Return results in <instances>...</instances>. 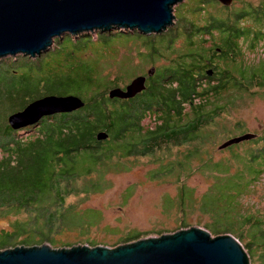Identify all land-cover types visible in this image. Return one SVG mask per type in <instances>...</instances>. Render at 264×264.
<instances>
[{"label":"trees","instance_id":"obj_1","mask_svg":"<svg viewBox=\"0 0 264 264\" xmlns=\"http://www.w3.org/2000/svg\"><path fill=\"white\" fill-rule=\"evenodd\" d=\"M221 4L218 0L183 3L174 26L162 33L98 31L96 38L93 31L76 37L68 33L57 37L56 46L35 59L25 55L0 61V214L16 216L0 229V250L45 242L54 248L70 247L71 242L59 244L55 237L65 226L84 223L76 206L67 201L80 192L78 183L99 187L103 172L116 167L114 158L153 156L185 144L192 145L183 162L188 166L201 153L206 129L225 114L229 102H224L225 95L235 99L243 92L253 93V87L264 89V58L248 62L242 45L243 40L250 48L264 44V0ZM125 34L133 36L127 42L143 43L148 50L143 55L148 59L162 56V50H169L178 38L186 44L170 64L150 68L144 74L146 88L128 99L110 93L126 87L114 81L128 80L136 71L121 67V73L111 77L98 60L86 54L93 49L103 54L114 47L117 36ZM205 36L216 39L209 48L204 45ZM230 61L233 66H229ZM52 94H75L86 104L71 113L46 116L25 129L11 127V114ZM147 118L153 119L146 122ZM101 132L107 138L98 139ZM260 143L247 154L242 170L217 177L212 184L209 193L213 196L208 193L207 198H214L211 212L216 226L205 227L215 235L234 234L250 255L260 250L264 264V218L238 212L233 227L228 223L220 226L217 219L221 204H228L220 211L222 218L227 216L225 220L230 204L237 213L239 196L263 172L258 165L264 161V138ZM173 167L174 162H170L167 170L173 171ZM203 167L220 174L228 171L212 159L205 160ZM95 177L98 180H92ZM188 193L184 186L178 196L181 211L191 204ZM22 214L25 216L20 217ZM190 226L182 220L180 228ZM236 226L240 230H235ZM137 236L133 232L126 239Z\"/></svg>","mask_w":264,"mask_h":264},{"label":"rangeland","instance_id":"obj_2","mask_svg":"<svg viewBox=\"0 0 264 264\" xmlns=\"http://www.w3.org/2000/svg\"><path fill=\"white\" fill-rule=\"evenodd\" d=\"M188 1L190 2V0H184L176 4L173 7L174 13L178 14V7ZM238 1L258 3L260 0ZM237 5L240 6V3ZM212 10L218 11V9ZM199 22L202 23V21ZM97 32H92L94 38H96ZM130 37L133 36L127 34L117 36L114 47L103 54L94 52V49L93 51L88 50L86 53L98 60L103 66L104 72L111 77L118 76L121 73V67L124 71H136L135 75L128 80L114 81V84H120L122 87L128 85L136 75L147 74L148 70L154 66L164 67L170 64L171 59L176 54L181 55L186 47L184 39L178 38L169 50H162V56L148 59L143 55L148 52L143 47V43L141 41L127 42L126 39ZM112 38L114 39V37ZM204 38H206L204 45L207 48L212 46L216 40L210 39V36ZM92 44L98 47L103 46L98 42ZM248 44V41H242L245 59L248 62L261 61L264 58V44L254 48L252 46L250 48ZM20 56L25 55H9L0 61L9 58L17 60ZM83 56L86 57L84 54ZM229 66H233L231 61ZM252 91L253 93L250 94L243 92L242 96H237L235 99H232L230 95H225L224 102L229 101L225 106V114L219 116L216 122L206 129L207 138L201 145V153L193 158L188 166H183V162L192 147L191 144L173 146L168 150H161L153 156L114 158L112 162L117 164L116 167L103 172L99 187L89 184L86 185L87 189L84 191L86 182L78 183L80 192L68 197L67 201L70 205L76 206V211L81 215L84 223L72 227L65 226L61 233L55 237L60 242L59 244L71 242L70 246L88 244L92 247L103 244L114 248L140 238L173 233L180 229L182 220L190 223L191 226L204 228H206L205 226L209 228L216 226L213 212H211L214 198H207L212 184L217 177L222 178L226 174L232 175L242 170L247 154L257 148V145L260 146V141L264 138V89L253 87ZM152 119L147 118L146 122ZM248 132L255 133L257 136L230 147L220 148V145L232 136ZM208 159L221 162L224 169L225 166L228 168L227 173L220 174L216 170L203 167V162ZM170 162H174L173 171L167 170ZM258 168H261L263 172L239 196L237 213L234 211L235 206L230 204L228 220H225L224 218L227 216L222 218L220 211L224 210L228 204H221V209L218 212L220 216L217 217L218 225L224 226L228 223L230 227H233L238 212L251 213L264 218V161L258 165ZM98 178L95 177L92 180H98ZM184 186H187L191 192L187 194L191 204L186 205L185 210L181 211L178 196ZM211 195L213 196V194ZM231 201L229 202L231 203ZM24 216L25 214H22L20 217ZM12 217L16 216L0 214V229L7 226ZM235 221L237 220L235 219ZM234 229L240 230L237 226ZM133 232H137L138 236L127 240L126 237ZM248 239L249 236L244 239V243ZM90 241L95 243H90ZM52 247L54 248V246ZM64 247L66 246H56L55 249ZM259 254L260 250L258 249L254 254H249L251 264H262Z\"/></svg>","mask_w":264,"mask_h":264},{"label":"water","instance_id":"obj_3","mask_svg":"<svg viewBox=\"0 0 264 264\" xmlns=\"http://www.w3.org/2000/svg\"><path fill=\"white\" fill-rule=\"evenodd\" d=\"M184 0H0V59L9 55L41 56L57 37L85 31H139L158 34L175 22L173 7ZM230 6L234 0H218ZM151 73V71H149ZM147 76L137 75L111 96L128 99L146 88ZM75 94L46 95L9 116L15 130L36 125L46 116L71 113L85 106ZM99 133L98 139L107 138ZM233 136L226 148L255 138ZM0 264H251L243 243L232 233L213 235L201 226L140 238L111 248L99 244L55 249L50 243L0 250Z\"/></svg>","mask_w":264,"mask_h":264}]
</instances>
